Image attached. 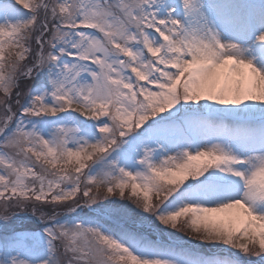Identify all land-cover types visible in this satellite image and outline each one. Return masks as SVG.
<instances>
[{"label": "snow or ice", "instance_id": "snow-or-ice-1", "mask_svg": "<svg viewBox=\"0 0 264 264\" xmlns=\"http://www.w3.org/2000/svg\"><path fill=\"white\" fill-rule=\"evenodd\" d=\"M0 264H264V0H0Z\"/></svg>", "mask_w": 264, "mask_h": 264}, {"label": "rangeland", "instance_id": "rangeland-1", "mask_svg": "<svg viewBox=\"0 0 264 264\" xmlns=\"http://www.w3.org/2000/svg\"><path fill=\"white\" fill-rule=\"evenodd\" d=\"M170 231H174V230H171ZM177 235H181V236H184L185 239H189L190 237L186 236L184 233H177ZM194 239V238H193Z\"/></svg>", "mask_w": 264, "mask_h": 264}]
</instances>
